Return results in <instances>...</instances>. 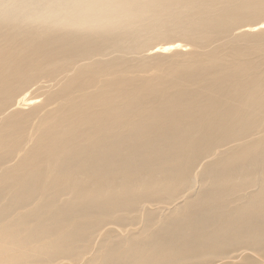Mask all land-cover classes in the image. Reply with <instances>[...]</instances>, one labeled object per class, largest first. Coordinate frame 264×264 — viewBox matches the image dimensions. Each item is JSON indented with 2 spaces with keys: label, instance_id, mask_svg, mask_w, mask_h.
<instances>
[{
  "label": "bare ground",
  "instance_id": "bare-ground-1",
  "mask_svg": "<svg viewBox=\"0 0 264 264\" xmlns=\"http://www.w3.org/2000/svg\"><path fill=\"white\" fill-rule=\"evenodd\" d=\"M0 264H264V0H0Z\"/></svg>",
  "mask_w": 264,
  "mask_h": 264
}]
</instances>
